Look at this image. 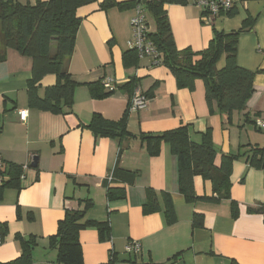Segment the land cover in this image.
I'll return each instance as SVG.
<instances>
[{
    "label": "crops",
    "instance_id": "0c3cea01",
    "mask_svg": "<svg viewBox=\"0 0 264 264\" xmlns=\"http://www.w3.org/2000/svg\"><path fill=\"white\" fill-rule=\"evenodd\" d=\"M103 1L96 0L77 10L81 22L67 69L79 85L73 92L72 107L62 114L28 106L31 59L7 50L0 63V154L5 164L27 166L20 187H7L0 194V264L20 255L18 237L36 240L31 264H57V253L50 248L49 238L55 234L65 210H79L88 199L93 206L85 219L107 222L110 236L100 242L95 229L80 231L83 264H108L111 258L112 264H264V169L250 167L244 159L235 160L229 199L216 202L202 200L212 195V186L195 177L197 199L189 202L178 191L177 161L166 145L161 146L159 156L150 157L138 140H124L119 166L135 173L136 178L132 185L122 186L123 199L108 201L103 181L117 163L118 142L94 136L86 128L93 114L109 121L119 120L129 102L128 94L120 88L137 79L136 93L156 86L145 109L129 111L127 129L132 135L187 126L190 138L200 141L210 129L216 167L222 155L236 154L241 146L264 147V128L260 127L264 124V0H236L232 16L214 19L194 6L196 0L165 6L179 51H202L214 29L237 31L243 23H252L238 38L236 62L256 72L253 93L246 109L234 112L230 123L215 107L210 113L201 80L195 81L192 90L178 89L173 74L164 66L152 65L150 58H139L136 67H125L122 56L128 50L134 9L102 10L99 4ZM148 27L151 32L155 29ZM223 65L221 60L217 67ZM104 78L113 80L114 93L102 100L91 99L86 84ZM54 84V76L43 77L39 92ZM22 110L27 111L24 122L19 120ZM246 114L254 124L244 121ZM34 157L37 165L33 168L30 163ZM147 190L155 194L158 212L144 214ZM165 193L175 218L170 225L163 214ZM194 214L202 216V226L193 225ZM129 242L139 243L140 250L126 253L124 248Z\"/></svg>",
    "mask_w": 264,
    "mask_h": 264
},
{
    "label": "trees",
    "instance_id": "16d2710c",
    "mask_svg": "<svg viewBox=\"0 0 264 264\" xmlns=\"http://www.w3.org/2000/svg\"><path fill=\"white\" fill-rule=\"evenodd\" d=\"M95 2L96 0H35L34 4H30L16 0H0V63L5 60L7 50H13L20 56L31 59V77L26 89L27 104L30 108L57 115L62 114L65 108L72 107L73 92L79 83L72 79L67 63L72 56L76 33L81 22L76 13L80 7ZM182 3L183 0L129 2L104 0L99 4V8L106 10L116 7L125 10L134 9L138 5L143 6L144 11L154 22L155 29L153 32H148L147 40L158 54V66H164L173 74L178 89L192 90L195 81L201 80L210 113L215 107L230 123L234 112L240 113L246 109V102L253 93L256 72L246 70L236 62L238 38L240 34L249 30L252 23L249 21L243 23L237 31L218 32L214 29L208 46L202 51L193 52L190 49L179 51L174 44L165 6ZM234 6L221 16H232ZM221 60L224 65L219 69L217 66ZM122 61L125 67H136L139 62L137 52L128 49L123 53ZM48 75L55 77V84L39 92L40 80ZM102 81L86 84L91 99L102 100L114 93V89L106 91ZM137 84V79H131L120 88L128 94L129 102L119 120L109 121L99 114H93L90 123L86 126L94 136L110 138L118 142L117 163L110 174L111 179L106 178L103 181L108 201L123 199L125 190L122 186L132 185L136 178L135 173L119 166L124 140H138L150 157L159 156L161 146L166 145L177 161L178 191L189 202L197 199L194 192L195 177L209 181L212 186V195L202 197V200L216 202L229 199L230 174L235 160L244 159L250 167L264 169V147L252 145L241 146L236 154L222 155L220 165L216 167L214 165L216 152L212 145L210 129L201 135L200 141H193L190 138L187 126L158 134L132 135L127 129V119L130 100L136 93ZM155 86L140 94L148 100L152 99ZM244 121L255 123L247 114L244 116ZM22 175V166L4 163L0 171L2 178L0 194L7 187L19 188ZM83 202L79 210H65L64 217L57 224L55 234L49 238L50 248L57 253V264H83L79 233L88 227L96 230L100 242L109 240V224L85 219V214L93 203L89 199ZM162 202L166 224L170 225L174 223L175 218L168 194H163ZM158 211L159 202L155 194L147 190L143 206L144 214ZM261 214L264 220V208L261 209ZM202 222L201 215H193L194 226H202ZM17 240L20 255L4 264H31L32 249L36 246L35 238L18 237ZM113 261L114 259L111 258L108 264H112Z\"/></svg>",
    "mask_w": 264,
    "mask_h": 264
},
{
    "label": "built area",
    "instance_id": "2783aa9c",
    "mask_svg": "<svg viewBox=\"0 0 264 264\" xmlns=\"http://www.w3.org/2000/svg\"><path fill=\"white\" fill-rule=\"evenodd\" d=\"M236 0H196L194 6L202 10V12L210 18L220 17L224 13L228 12L235 5ZM131 38L127 42L128 49H133L137 52L139 58H150L152 65L157 66L159 64L158 54L155 51L152 44L147 40L149 30L146 22L145 11L143 6L138 5L134 8V15L130 19ZM113 80L111 78H104L102 81L103 88L106 91H113ZM148 99L141 95L139 92L130 100L129 111L137 112L146 108ZM27 117V111H19V120L24 122ZM261 128H264V124H260ZM4 167V162L0 154V171ZM27 166H22V170L26 169ZM23 179V175L21 176ZM111 179V175L108 176ZM2 178L0 176V184ZM264 208V205L262 206ZM2 244V236L0 234V245ZM128 254L137 253L140 250L139 243L129 242L124 248Z\"/></svg>",
    "mask_w": 264,
    "mask_h": 264
},
{
    "label": "rangeland",
    "instance_id": "374dc122",
    "mask_svg": "<svg viewBox=\"0 0 264 264\" xmlns=\"http://www.w3.org/2000/svg\"><path fill=\"white\" fill-rule=\"evenodd\" d=\"M146 22L149 24V26L151 27V29H153L154 28V26H153V20H152V18L150 17V16H147L146 15ZM144 58H147V57H144Z\"/></svg>",
    "mask_w": 264,
    "mask_h": 264
},
{
    "label": "water",
    "instance_id": "95a60500",
    "mask_svg": "<svg viewBox=\"0 0 264 264\" xmlns=\"http://www.w3.org/2000/svg\"><path fill=\"white\" fill-rule=\"evenodd\" d=\"M36 165H37V158L34 157V158L32 159V162L30 163V166L34 168V167H36Z\"/></svg>",
    "mask_w": 264,
    "mask_h": 264
}]
</instances>
